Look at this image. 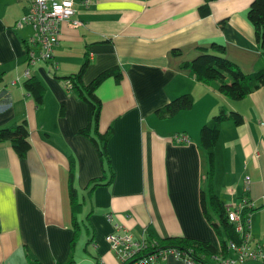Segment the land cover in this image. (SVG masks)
<instances>
[{
  "label": "crops",
  "instance_id": "obj_1",
  "mask_svg": "<svg viewBox=\"0 0 264 264\" xmlns=\"http://www.w3.org/2000/svg\"><path fill=\"white\" fill-rule=\"evenodd\" d=\"M204 1L90 0L84 6L75 0L71 20L80 24L61 23L51 59L27 65L30 29L14 26L26 0H0V128L24 120L29 144L19 158L0 142V264H29L26 251L41 264L69 257L73 264H120L105 237L121 231L134 238L154 239L150 233L156 241L182 237L216 247L199 203L205 172L199 129L219 110L235 111L242 121L220 124L213 191L225 206L240 197L252 202L249 230L264 253V231L257 228L264 225V87L232 100L179 67L199 53L198 47L215 42L242 72L263 68L264 57L245 19L251 0H210L209 13L201 16L198 7ZM84 55L89 63L83 83L107 68L121 70L118 82L107 77L94 91L101 104L98 130L112 129L107 153L113 180L88 197L84 186L100 175V162L89 140L77 133L86 124L85 104L61 79L77 70ZM25 69L43 86L39 105L23 88ZM182 93L191 94V107L157 119L154 111ZM180 133L187 137L184 144L171 139ZM70 157L83 201L76 235L66 184ZM81 234L86 240L76 252Z\"/></svg>",
  "mask_w": 264,
  "mask_h": 264
},
{
  "label": "trees",
  "instance_id": "obj_2",
  "mask_svg": "<svg viewBox=\"0 0 264 264\" xmlns=\"http://www.w3.org/2000/svg\"><path fill=\"white\" fill-rule=\"evenodd\" d=\"M209 1L205 0L198 7V12L201 16L209 13ZM245 19L251 25L259 52L264 57V0H251L245 11ZM198 50L199 53L196 56L188 61L181 62L179 65L180 68L189 69L196 81L204 84H214L221 95L232 100L241 99L252 90L261 86L264 87V67L248 73L242 72L234 62L224 56L223 45L215 42H212L208 47L200 46ZM88 63L89 59L87 55H84L74 73L61 77V79L70 82L69 90L85 104L86 124L78 129L77 133L89 140L100 162V175L89 179L84 186L87 197L98 186L108 185L113 180V170L107 153V141L112 134V129L108 126L102 133L98 130L97 124L101 104L94 91L99 83L107 77H113L115 82H118L121 78V70L115 66L99 72L88 83H83L81 77ZM22 85L27 93L32 96L34 102L39 105L42 102L43 96L42 84L31 76L26 78ZM192 103L193 98L191 94L182 93L156 109L154 115L160 120L167 119L181 110L189 109ZM58 112L59 114L63 113L62 104L59 105ZM225 120H230L233 124L238 125L241 123L242 118L235 111L225 113L219 110L203 123L199 129V148L205 154V172L201 178L203 187L199 190V203L202 215L217 239L219 249L222 254L228 255L230 252L227 250V243H238L240 237L235 232L233 224L227 220L225 205L214 193L212 187L214 145L219 136L220 124ZM27 134V124L24 120H21L13 126L0 128V142L6 141L14 153L19 158H23L29 149ZM184 143L182 141L178 142V144ZM74 172L75 161L70 157L68 160L66 184L70 209V226L73 228L74 235H76L77 231H79L77 215L81 211L83 201L77 195V190L74 186ZM252 210V207H244L241 211V218H246ZM149 237L155 239L150 233ZM158 241L159 244L164 246H175L182 249L190 248L193 251V255L198 258L202 255L208 257L214 252V247L207 241L182 237H168L159 239ZM72 244L73 242H71V247ZM25 255L29 264H41L37 260L31 259L27 251ZM56 264H73V259L69 257L66 262Z\"/></svg>",
  "mask_w": 264,
  "mask_h": 264
},
{
  "label": "built area",
  "instance_id": "obj_3",
  "mask_svg": "<svg viewBox=\"0 0 264 264\" xmlns=\"http://www.w3.org/2000/svg\"><path fill=\"white\" fill-rule=\"evenodd\" d=\"M74 1L26 0L25 10L14 26L16 28L27 26L30 29V35L25 40L27 65L51 59L61 23L69 21L72 26L80 24L79 21L71 20ZM80 2L86 6L90 0H80ZM23 74L28 78L27 69ZM64 84L67 89L70 88L68 80H65ZM171 139L176 143L187 142V137L182 133L174 134ZM244 180L246 182L248 177L245 176ZM244 207H252V202L246 197H240L234 205L225 206L227 220L233 224L235 232L240 237L238 243H227V250L230 252L228 255L222 254L217 245L208 257L202 255L198 258L193 255L190 248L164 246L154 239L134 238L126 231L107 234L105 240L120 264H158L168 259L178 261L180 264H244L248 260L264 263L261 245L251 240L248 218H241Z\"/></svg>",
  "mask_w": 264,
  "mask_h": 264
},
{
  "label": "rangeland",
  "instance_id": "obj_4",
  "mask_svg": "<svg viewBox=\"0 0 264 264\" xmlns=\"http://www.w3.org/2000/svg\"><path fill=\"white\" fill-rule=\"evenodd\" d=\"M257 228H258V231L260 230V232H263L264 231V225H263L262 229H259V227H257ZM250 237H251V240H253L252 229H250ZM85 240L86 239H85L84 234L83 235L81 234L79 236V239H78L77 243H76V247H75V251L76 252H79L80 251V249L82 248V245H84V243H85ZM88 250H90V252L92 251L90 245L88 246ZM244 264H264V263H262L261 261H251V260H248Z\"/></svg>",
  "mask_w": 264,
  "mask_h": 264
}]
</instances>
